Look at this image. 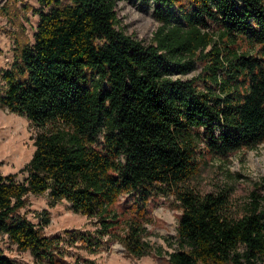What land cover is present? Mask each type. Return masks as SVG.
<instances>
[{
	"label": "trees",
	"instance_id": "obj_1",
	"mask_svg": "<svg viewBox=\"0 0 264 264\" xmlns=\"http://www.w3.org/2000/svg\"><path fill=\"white\" fill-rule=\"evenodd\" d=\"M36 1L33 41L0 75V105L38 129L23 179L0 174V234L32 264H85L71 249L113 242L140 258L150 201L171 194L181 214L169 264H264V206L235 217L227 191L185 185L198 155L264 144V0H142L161 24L149 45L118 27L117 0ZM196 62L198 75L174 79ZM45 193L93 228L44 235L48 212L35 225L21 211ZM0 264L16 263L0 249Z\"/></svg>",
	"mask_w": 264,
	"mask_h": 264
},
{
	"label": "rangeland",
	"instance_id": "obj_2",
	"mask_svg": "<svg viewBox=\"0 0 264 264\" xmlns=\"http://www.w3.org/2000/svg\"><path fill=\"white\" fill-rule=\"evenodd\" d=\"M41 10L36 0H0V75L10 69L17 43L33 41V34L39 20L36 14ZM47 11V9H42ZM118 27L128 36L145 45L152 43V37L161 25L155 18L153 4L142 0H117ZM201 71L200 63L186 75L177 74L174 79L189 80ZM5 86L0 79V98ZM38 129L25 116H19L0 105V174H18L28 163L34 152V137ZM198 173L186 182V187L196 193L206 194L227 191L231 213L242 217L249 205L257 199L264 206V144L255 150H242L224 157L206 153L198 155ZM27 206L21 211L35 225L41 224L43 211H47L50 223L43 228L46 236L62 233L68 229L91 230L92 220L73 211L65 200L52 203L47 193L28 195ZM125 197L116 205L120 209ZM176 197L171 194L155 196L148 206V218L144 241L151 247L148 255L130 256L117 242L105 245L95 253L71 249L90 264H169L168 254L176 249L175 236L181 210ZM122 211V210H121ZM0 249L16 264H32L30 252L19 251L6 235L0 234ZM71 262V260H70ZM85 263V264H87ZM71 264H75L72 260ZM79 264V263H77Z\"/></svg>",
	"mask_w": 264,
	"mask_h": 264
}]
</instances>
